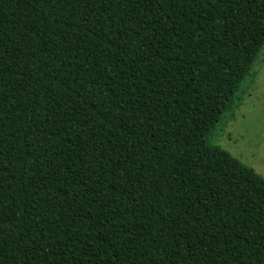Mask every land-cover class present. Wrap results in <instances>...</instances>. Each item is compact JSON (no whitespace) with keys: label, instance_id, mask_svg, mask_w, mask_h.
Here are the masks:
<instances>
[{"label":"trees","instance_id":"trees-1","mask_svg":"<svg viewBox=\"0 0 264 264\" xmlns=\"http://www.w3.org/2000/svg\"><path fill=\"white\" fill-rule=\"evenodd\" d=\"M263 42L264 0H0V264H264L206 137Z\"/></svg>","mask_w":264,"mask_h":264},{"label":"rangeland","instance_id":"rangeland-1","mask_svg":"<svg viewBox=\"0 0 264 264\" xmlns=\"http://www.w3.org/2000/svg\"><path fill=\"white\" fill-rule=\"evenodd\" d=\"M208 113L217 117L206 133L208 142L264 177V42L242 79L231 90H220Z\"/></svg>","mask_w":264,"mask_h":264}]
</instances>
